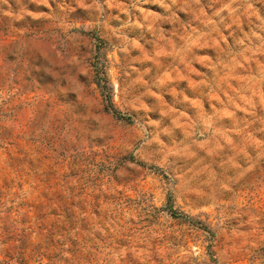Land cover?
Wrapping results in <instances>:
<instances>
[{"label":"rangeland","instance_id":"rangeland-1","mask_svg":"<svg viewBox=\"0 0 264 264\" xmlns=\"http://www.w3.org/2000/svg\"><path fill=\"white\" fill-rule=\"evenodd\" d=\"M0 264H264V0H0Z\"/></svg>","mask_w":264,"mask_h":264}]
</instances>
